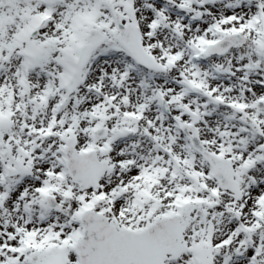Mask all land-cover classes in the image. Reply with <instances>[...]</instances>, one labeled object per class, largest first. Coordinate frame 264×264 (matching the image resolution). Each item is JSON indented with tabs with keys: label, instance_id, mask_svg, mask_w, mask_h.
<instances>
[{
	"label": "snow or ice",
	"instance_id": "6c2138e0",
	"mask_svg": "<svg viewBox=\"0 0 264 264\" xmlns=\"http://www.w3.org/2000/svg\"><path fill=\"white\" fill-rule=\"evenodd\" d=\"M0 264H264V0H0Z\"/></svg>",
	"mask_w": 264,
	"mask_h": 264
}]
</instances>
